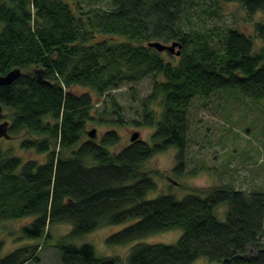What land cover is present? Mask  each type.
Masks as SVG:
<instances>
[{
	"label": "trees",
	"instance_id": "obj_1",
	"mask_svg": "<svg viewBox=\"0 0 264 264\" xmlns=\"http://www.w3.org/2000/svg\"><path fill=\"white\" fill-rule=\"evenodd\" d=\"M211 1L264 15V0H0V74L22 71L18 81L0 89V121L9 120L12 137L25 135L23 150L48 155L45 164H23L0 148V221L32 218L22 239L38 242L0 264L36 263L56 225L72 228L55 245L61 264H117L98 258L91 245L70 241L126 223L132 224L110 236L108 245L183 232L175 245H136L127 264H264V193L224 185L183 200L147 199L157 188L146 171L154 157L178 150L174 172L187 175L196 100L220 91L264 100V23L255 28L263 42L258 53L253 38L236 29L188 28L191 8ZM153 42L178 43L181 55L159 53L149 48ZM147 79L151 93L139 99L132 123L155 128L151 142L140 139L114 152L121 144L118 132L90 138L89 124L108 123L96 116V106L108 103L115 118L110 123L122 126L123 109L112 93ZM224 206L220 220L217 212ZM251 247L256 253H248Z\"/></svg>",
	"mask_w": 264,
	"mask_h": 264
},
{
	"label": "rangeland",
	"instance_id": "obj_2",
	"mask_svg": "<svg viewBox=\"0 0 264 264\" xmlns=\"http://www.w3.org/2000/svg\"><path fill=\"white\" fill-rule=\"evenodd\" d=\"M106 1L101 4L103 8ZM264 23V15L258 13L251 16L238 3L223 1L200 2L191 8L187 18L188 28L204 32L225 33L229 29H236L253 38L255 53H258L263 42L256 34V24ZM123 41V39H116ZM171 45V44H167ZM153 83L147 79L140 83L125 85L113 92V96L123 109L125 123L116 126L112 123L115 118L111 115L108 103L96 106V116L104 117L107 124H89L87 131H97V138L104 133L114 130L121 135V144L112 149L119 152L131 142L134 133L140 134V139L148 143L155 128H137L133 125L138 120L140 111L139 99L151 93ZM79 94L90 93L94 100L95 94L86 88L76 89ZM133 90V91H132ZM132 93L135 94V100ZM138 99V100H136ZM9 120H2L0 123ZM112 122V123H110ZM24 134L14 136L10 140L0 138V148L10 151L23 164L36 161L45 164L48 155L37 154L35 151H25L21 144ZM178 150L170 149L154 157L147 165L146 171L153 173V180L157 184L155 191L148 194L147 199L159 196H173L183 200L187 196L204 192L210 187L227 185L232 189L264 193V100L255 102L243 97L238 91H220L207 100H196L191 108V131L189 147L187 149V169L185 177H177L176 156ZM227 207L217 212L220 220H225ZM33 219L0 221V244L2 247L0 259L27 245L38 242L22 239V228ZM132 223L103 227L84 237L70 241L77 246L91 245L98 258H114L117 264H127L128 256L138 244L147 245H175L182 237L181 230L161 233L144 238L126 246H110L107 240L110 236L124 230ZM72 228L67 225H56L50 229L52 240L38 255V261L30 264H61V253L55 245L71 233ZM264 247V235L260 239ZM256 248H249L248 253H256ZM199 260L195 264H203Z\"/></svg>",
	"mask_w": 264,
	"mask_h": 264
},
{
	"label": "water",
	"instance_id": "obj_3",
	"mask_svg": "<svg viewBox=\"0 0 264 264\" xmlns=\"http://www.w3.org/2000/svg\"><path fill=\"white\" fill-rule=\"evenodd\" d=\"M149 48L157 50L159 53H170L179 57L181 55V47L178 43H173L171 45H166L161 42H153L149 44ZM22 76V71L20 69H15L6 75L0 74V89L6 86L13 85L16 81H18ZM3 113V108L0 106V115ZM10 123L8 121H4L0 123V138L10 140L12 136L9 134ZM97 135L96 130H92L89 132V137L94 139ZM140 134L134 133L131 137V142H136L140 140Z\"/></svg>",
	"mask_w": 264,
	"mask_h": 264
}]
</instances>
